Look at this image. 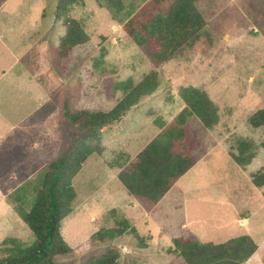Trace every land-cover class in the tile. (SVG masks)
<instances>
[{
	"label": "rangeland",
	"instance_id": "rangeland-1",
	"mask_svg": "<svg viewBox=\"0 0 264 264\" xmlns=\"http://www.w3.org/2000/svg\"><path fill=\"white\" fill-rule=\"evenodd\" d=\"M84 1L73 7L71 15L83 24L90 39L61 62L65 77L53 68L50 53L65 32L62 20L56 21L57 0H4L0 7V256L2 241L8 237L26 244L35 241L14 206L29 210L39 175L76 139L67 130L61 108L67 92L72 93L73 108L109 110L123 96V91L114 89L116 82L138 81L153 68L145 51L122 28L147 0ZM197 5L207 20L212 47L206 53L188 52L180 60L159 65V89L102 129L104 151L91 154L75 175L72 212L62 221L61 233L75 251L56 264L79 263L109 248L120 251L117 264H187L167 251L174 238L221 243L243 234L258 244L244 264H264V185L252 182V174L264 168V148L258 146L246 166L230 155L237 152L239 137L256 144L264 140L263 128L248 123L250 114L264 108V0H198ZM102 48L106 54L98 65ZM24 71L38 79L52 102L41 101L39 94L36 101L33 95L27 99L25 86L16 79ZM188 84L206 90L218 109L211 128L196 116L188 119L191 134L201 140V148L193 150L197 163L157 202L129 194L111 167L123 155H117L119 146L128 140L129 155L135 159L136 152L160 134L155 118L171 120L184 107L178 88ZM35 124L39 125L36 139L24 134ZM32 143L37 145L34 155H23ZM17 155L26 161L18 167L27 164L22 170L28 180L10 179V170L19 162ZM27 158L32 161L27 163ZM38 158L42 162L32 163ZM19 183L22 188L15 190ZM112 209L117 212L113 214ZM121 217L130 220L140 237L126 231L91 245L92 234L114 227Z\"/></svg>",
	"mask_w": 264,
	"mask_h": 264
},
{
	"label": "trees",
	"instance_id": "trees-1",
	"mask_svg": "<svg viewBox=\"0 0 264 264\" xmlns=\"http://www.w3.org/2000/svg\"><path fill=\"white\" fill-rule=\"evenodd\" d=\"M3 1L0 0V7ZM107 1L113 3L116 0ZM197 1L147 0L124 21L123 30L145 51L153 68L138 81L127 78L116 82L114 89L123 91V96L111 109L73 108L69 100L72 93L70 90L67 92L68 98L62 102L61 108L68 122L67 130L76 139L67 152L50 160L39 175L40 185L29 210L15 204V211L32 231L35 241L26 244L16 237L6 238L2 241L4 254L0 256V264H56L74 253L61 233L62 221L72 212L76 197L75 175L91 154L100 155L104 151L102 129L121 120L143 98L159 89V65L173 59L180 60L188 52L206 53L212 47L213 40L206 29L207 20ZM84 3V0H57L56 21L62 20L65 32L58 45L51 47L50 53L53 68L60 76L65 77L61 62L75 47L90 39L83 24L71 15L75 5ZM105 54V48H102L98 65L102 64ZM178 95L184 107L169 123L155 118V123L161 128L159 136L138 152L130 169L119 173L129 194L159 201L197 162L193 150L200 146V141L196 133L191 134L188 119L196 116L206 128L217 122V105L206 90L192 84L181 85ZM248 123L264 130V108L250 114ZM258 146L264 148V140L256 144L252 139L239 137L237 152H230V155L239 165L246 166L252 162ZM252 182L257 187L264 185V168L252 174ZM112 212L115 214L117 210L112 209ZM126 231L140 237L130 220L121 217L115 220L114 227L102 228L92 234L90 243L96 246ZM257 249L258 244L253 237L243 234L221 243L176 237L167 251L180 255L187 264H244ZM119 258L120 251L109 248L75 264H117Z\"/></svg>",
	"mask_w": 264,
	"mask_h": 264
},
{
	"label": "crops",
	"instance_id": "crops-1",
	"mask_svg": "<svg viewBox=\"0 0 264 264\" xmlns=\"http://www.w3.org/2000/svg\"><path fill=\"white\" fill-rule=\"evenodd\" d=\"M23 77L22 78H16L18 81H20L21 82V85H24L25 86V88H26V94H27V96H28V100H31L32 98V95H33V97H34V99H35V101H36V95H37V97H38V94H39V96H40V98L42 99L41 101H43V102H47V103H50V102H52L53 101V97L50 95V93H48L47 92V89L46 88H44L43 86H42V84H40L39 85V81H38V79L36 78V77H34L32 74H30V72L28 73L27 71H24L23 72ZM153 95V94H152ZM151 95V96H152ZM149 97V96H148ZM40 106L42 107L43 106V104H42V102L40 103ZM38 107H39V105H38ZM37 107V108H38ZM51 107V106H50ZM136 108V107H135ZM133 110H135V109H132L131 111H133ZM149 110H151V109H149ZM162 110V109H161ZM152 111H154L153 113V115H155L156 114V112L157 111H155L154 109H152ZM47 115V114H46ZM48 116V115H47ZM176 116V115H175ZM164 122H166V123H169L170 121H172L173 119H171V120H168V121H165L166 119L164 118V119H162ZM155 122V121H154ZM155 125H156V127L157 128H159L160 129V131H161V128L159 127V125H157L156 123H155ZM37 126H39V125H34V126H32V127H29L28 128V130H26V133H24V134H30V135H32V137L34 138V139H36V133H37ZM46 129L44 128L43 130H41L42 132H45V135H46V131H45ZM24 134L23 133H21V137H22V139H23V136H24ZM34 135V136H33ZM200 140V139H199ZM201 141V140H200ZM34 143H37V142H34ZM25 144V143H24ZM201 144H202V142H201ZM25 147H26V149H27V143L25 144ZM28 147H30V149L29 150H27V151H24V154L23 155H26L27 157H29L30 155H34L33 154V148L35 147H37V145L35 144L34 145V147H33V143L31 144V146L29 145ZM200 148H201V146H200ZM130 143H129V141L127 140H124V142H122V144L119 146V150L117 151V155H119L120 154V152H123V155H122V157H121V159H120V161H118V160H114L113 162H112V166L111 167H113L114 169H116V171H117V173H118V176H119V173L122 171V170H127L126 168H125V166L127 165V164H131L132 165V163L136 160V157H137V154H138V151L136 152V157H135V159H131V157H130V155H129V152H130ZM143 149V148H142ZM141 149V150H142ZM140 150V151H141ZM22 153H23V151H22ZM36 156H39V155H36ZM42 157H43V155H42ZM20 158V159H19ZM198 159V158H197ZM17 160L19 161V162H17V164L15 165V169H11L10 170V173L12 174L11 176H10V179L12 178V179H16V178H19V179H21V180H24V179H26V180H28L29 179V176H27V172H26V170H22V169H24V168H26V165L27 164H25V165H22L21 167H18V165L20 164H22V163H26V161H24L25 159L24 158H22V155L21 156H19V155H17ZM39 160H42V158H38V161H36V160H34L32 163H40V162H42V161H39ZM30 161H32V159H30V158H27V163L28 162H30ZM19 163V164H18ZM197 163V162H196ZM18 169L19 170H21L20 172H18ZM22 184L23 183H19V185H18V187L15 189V190H18V189H20V188H22ZM14 190V191H15ZM242 220H246L245 218L244 219H241V220H239L240 222H242Z\"/></svg>",
	"mask_w": 264,
	"mask_h": 264
}]
</instances>
